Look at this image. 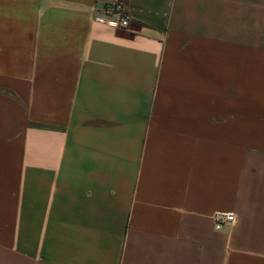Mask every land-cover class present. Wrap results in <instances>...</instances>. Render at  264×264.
I'll return each mask as SVG.
<instances>
[{"label":"crops","instance_id":"1","mask_svg":"<svg viewBox=\"0 0 264 264\" xmlns=\"http://www.w3.org/2000/svg\"><path fill=\"white\" fill-rule=\"evenodd\" d=\"M0 264H264V0H0Z\"/></svg>","mask_w":264,"mask_h":264},{"label":"built area","instance_id":"2","mask_svg":"<svg viewBox=\"0 0 264 264\" xmlns=\"http://www.w3.org/2000/svg\"><path fill=\"white\" fill-rule=\"evenodd\" d=\"M123 6H116L115 9H107L102 15L96 16L94 21L106 24L117 30H128L130 18ZM237 216L233 213H219L214 216L215 227L221 230L225 226H233L237 222Z\"/></svg>","mask_w":264,"mask_h":264}]
</instances>
